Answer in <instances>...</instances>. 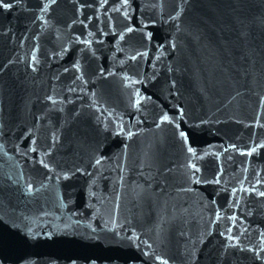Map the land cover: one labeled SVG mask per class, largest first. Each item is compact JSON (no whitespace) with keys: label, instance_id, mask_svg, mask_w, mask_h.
I'll return each instance as SVG.
<instances>
[{"label":"water","instance_id":"water-1","mask_svg":"<svg viewBox=\"0 0 264 264\" xmlns=\"http://www.w3.org/2000/svg\"><path fill=\"white\" fill-rule=\"evenodd\" d=\"M0 7V211L25 153L73 0H5Z\"/></svg>","mask_w":264,"mask_h":264},{"label":"snow or ice","instance_id":"snow-or-ice-1","mask_svg":"<svg viewBox=\"0 0 264 264\" xmlns=\"http://www.w3.org/2000/svg\"><path fill=\"white\" fill-rule=\"evenodd\" d=\"M185 2H187V0H185ZM55 3H56V0H48V3L42 5L41 10L42 11H47V9L49 8V6L52 5V4H55ZM122 4H123V6L127 7L128 6V0H122ZM0 7H2L3 9H11L13 7V4L12 3H9V2H5V0H0ZM128 31H132V29L129 28ZM162 120L163 121H169V117L167 115H164L162 117ZM128 135L131 136L132 134L131 133H128ZM180 136L186 138V133L180 132ZM262 147H264V145H262ZM188 151L189 152H192L193 149L192 148H189ZM253 151H255V149ZM248 154L251 155V152L248 153ZM97 163H99V161H97ZM260 195L261 196H264V192H261ZM0 264H3V260L2 259H0ZM162 264H167V262L166 261H163Z\"/></svg>","mask_w":264,"mask_h":264}]
</instances>
